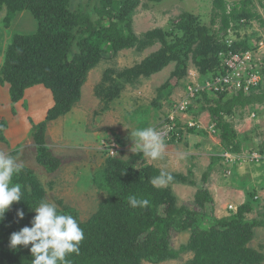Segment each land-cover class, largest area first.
<instances>
[{"label": "trees", "instance_id": "trees-1", "mask_svg": "<svg viewBox=\"0 0 264 264\" xmlns=\"http://www.w3.org/2000/svg\"><path fill=\"white\" fill-rule=\"evenodd\" d=\"M139 1L97 0L94 11L97 19L92 20L88 13L74 9L71 0H0L4 28L9 27L17 13L24 11L29 12L37 22L35 33L14 34L11 37L0 66V84L8 86L9 98L14 103L21 101L25 92L33 87L42 86L50 91L52 105L47 109L44 122L35 126L33 134L36 161L47 172H55L60 161L45 147L46 124L69 113L79 102L88 72L107 55L113 56L133 46L142 51L158 41L161 44L159 51L133 68L118 72L116 77L132 83L175 62L172 76L182 79L187 72L186 60L189 59L201 78L206 79L224 73L219 54H227L228 51L243 53L256 47L259 38L253 32L251 36L246 34L242 40H237L241 28L253 22L264 28V0L258 2L263 9L262 14L252 0L232 4L226 0H212L211 27L201 24L193 14L183 13L170 32L156 29L139 39L130 32L131 16ZM215 26L216 29L212 30ZM229 34L236 38L230 47L224 42ZM253 38L255 41L251 42ZM106 73L107 79L112 81L115 73ZM261 73L264 77V68ZM101 86L96 93L104 101L115 98L121 89L120 86H113L115 93H112L110 88ZM105 88L109 91L106 92ZM208 98L202 92L195 102L213 103L206 110L220 136L223 151L239 153L242 139L227 118H231L236 110L264 105V91L244 93L240 90L231 97L218 93L215 100ZM187 112L189 115L197 114L193 104L188 106ZM178 125L169 143L182 141L184 131L190 134L197 132L196 128L184 126L183 130V126ZM5 130L6 124L0 120V142L5 140ZM198 132L204 133L202 130ZM258 153L264 155V142ZM141 156L140 153L126 159H106L99 185L105 189L107 197L89 219L80 220L78 213L71 208L60 211L75 216L84 231L79 254H71L67 258L69 264H157L177 259L183 253L192 254V259L185 264L263 263L264 255L248 246L254 237V229L264 226L263 219H246L252 211L251 202L256 198L254 192L246 193V201L237 207L231 217L207 223L204 222V213L177 207L169 187L195 183L182 174H171L173 180L168 187H156L151 181L161 171L151 165L135 167V161ZM206 178L207 175H204L203 180L206 181ZM12 183H19L23 194L22 200L13 203L0 221V264H31V245L12 249L9 237L24 226H31L30 221L35 215L32 210L43 200L44 191L26 167L14 175ZM132 195L147 199L149 204L131 207L128 198ZM212 202L207 189L196 193L198 207L205 208V204ZM18 209L24 211L23 219L17 218ZM170 230L190 233L187 243L178 250L169 246Z\"/></svg>", "mask_w": 264, "mask_h": 264}, {"label": "rangeland", "instance_id": "rangeland-1", "mask_svg": "<svg viewBox=\"0 0 264 264\" xmlns=\"http://www.w3.org/2000/svg\"><path fill=\"white\" fill-rule=\"evenodd\" d=\"M236 1L240 0H226L228 4ZM252 1L262 14L263 9L258 5L261 0ZM71 3L74 9L88 13L92 20L97 19L94 13L97 0H71ZM183 13H191L198 17L201 24L211 27L212 0H140L131 16L130 32L139 39L156 29L163 33L170 32ZM3 17L4 11L0 12V66L11 37L14 34H33L37 29L34 28L37 22L27 11L17 13L8 28L2 25ZM215 29L216 26L212 28ZM252 32L259 38L255 45L261 46L258 55L261 58L260 65L264 66V28L253 22L240 29L237 40H242L246 34L251 36ZM233 36L229 34L228 40ZM160 48L161 44L156 41L142 51L136 50V46L120 50L113 56L110 54L101 59L88 72L79 102L69 113L46 124L45 147L60 161L59 168L53 173L47 172L37 163V148L33 140L35 126L44 122L47 109L52 105L50 91L42 86L33 87L28 89L29 92L24 94L21 101L14 103L9 98L8 86L0 84V120L6 124L5 140L0 142V152L12 155L22 167L32 172L44 191V201L55 203L59 211L64 208L75 210L82 221L89 219L107 197L105 189L99 185V177L109 154L99 150L101 141L106 146L108 140H115L120 148L118 158L126 159L140 154L131 151L130 132L148 126L155 129L162 126L168 114L170 116L172 113V107L183 102L186 83L194 82L200 86L198 71L189 59L186 60L187 72L182 79L172 76L175 62H170L149 77L141 76L132 83L116 77L118 72L133 68ZM257 48L255 51H258ZM107 71L115 73L112 81L107 79ZM101 85L110 88L112 93H115L113 86H120L121 89L115 98L104 101L96 93L102 88ZM204 93L210 100L217 98L212 88L206 89ZM212 104L194 101L197 114L189 116L200 123L201 129L191 134L184 131L182 141L169 143L164 140L162 158L152 160L141 153L142 156L134 165L137 168L151 165L160 171L182 174L192 180L194 185L167 184L156 187H171L176 206L204 213V222L234 215L237 207L246 201L248 191L254 192L256 198L251 202L252 211L246 215V219L264 220V157L258 161L256 159L264 142V105L236 110L233 118H227L242 139L241 151L234 154L236 160L229 162L222 156L225 152L217 131H210L212 121L206 109ZM183 117L181 115L180 119L184 120ZM200 130L204 133L198 132ZM204 175H207L206 181L203 180ZM204 189L208 190L213 202L200 208L195 203V196ZM230 206L232 211L229 210ZM189 236V232L170 230V248L178 250L187 243ZM248 246L264 255V226L254 229V237ZM191 259V253H183L177 259L157 264H185Z\"/></svg>", "mask_w": 264, "mask_h": 264}, {"label": "clouds", "instance_id": "clouds-1", "mask_svg": "<svg viewBox=\"0 0 264 264\" xmlns=\"http://www.w3.org/2000/svg\"><path fill=\"white\" fill-rule=\"evenodd\" d=\"M227 37L228 36L224 38L225 43L229 41ZM235 39L236 38L233 36L231 40L234 41ZM257 47L258 46L249 51H255ZM243 53L235 52L234 54ZM257 64L259 66L261 81L257 86L252 87L248 92L252 90L256 93L261 90L264 91V77L261 73V70L264 67L260 65L261 59ZM220 67L222 68L221 64ZM197 73L199 74V72ZM218 74L219 73L210 77H217ZM224 88L225 90L223 91L215 92L216 95L218 93H224L227 97H231L238 91L242 90L240 89L228 92L226 86H224ZM248 108H250V106ZM231 118H233V116ZM211 125L214 124L211 123L210 126ZM130 138L132 140V152L142 153L145 157L152 160L162 158L165 150V142L160 133L154 127L148 126L135 129L130 132ZM111 144L115 145L113 149L116 150V153L114 156H110V154H108V158H118L117 156L119 155L120 148L118 143H116L113 139L108 140L106 146L104 145V142L101 141L99 150L109 153L110 148L108 146ZM224 152L229 153L226 151ZM21 169L22 165L17 162L15 157L4 152H0V221L3 220L4 214L13 203H17L22 200V186L19 183H12L14 175L19 174ZM172 180L173 177L170 173L161 171L158 176L152 179L151 183L155 186H165L172 182ZM128 202L133 208L137 206L145 207L149 204L147 199L137 198L135 195L129 196ZM232 209L233 208H229L231 211ZM32 211L35 212V215L30 221L31 226H24L19 231L11 233L9 237V247L16 249L17 246L28 247L31 245L29 248L31 256L33 257L31 264H69V260L67 258L71 254H79L80 243L84 239V231L80 227L76 217L71 214L60 212L55 203L44 200H41L38 203V206ZM24 215L25 213L23 210H17L16 216L18 219H23Z\"/></svg>", "mask_w": 264, "mask_h": 264}, {"label": "built area", "instance_id": "built-area-1", "mask_svg": "<svg viewBox=\"0 0 264 264\" xmlns=\"http://www.w3.org/2000/svg\"><path fill=\"white\" fill-rule=\"evenodd\" d=\"M228 47H230L232 40H229ZM262 45V44H261ZM260 46V45H259ZM258 46V51H247L243 54H234L228 51L227 54H219L220 64L224 69V74H218L216 77H210L206 79H201L200 75L198 81L201 79L200 86L194 82L186 83L185 85V98L182 103H177L172 107L171 114L165 118L162 126L158 127L156 130L160 133L163 140H169L173 134L178 130L179 125L185 129L184 126L189 128L201 129L200 123L196 122L195 119L189 116L187 110L188 106L192 105L193 102L200 96L202 92L206 89H213L214 92L225 90L226 86L228 92H233L234 90L242 89L244 92H248L252 87L258 85L261 81V75L259 73L258 62L260 61V56L258 55L261 46ZM256 54V55H255ZM184 115V120L180 119V116ZM189 116V117H188ZM210 131L215 132L214 125L210 126ZM110 148V156H114L116 150L113 148L115 145L111 144L108 146ZM226 161L234 162L236 160V155H231L230 153H223ZM263 155L258 153L257 161L262 159ZM229 208H232L231 206Z\"/></svg>", "mask_w": 264, "mask_h": 264}, {"label": "crops", "instance_id": "crops-1", "mask_svg": "<svg viewBox=\"0 0 264 264\" xmlns=\"http://www.w3.org/2000/svg\"><path fill=\"white\" fill-rule=\"evenodd\" d=\"M34 28H37V27H34ZM36 31V30H35ZM35 33V32H34ZM26 35H28V34H26ZM34 88H36V87H34ZM33 89V88H32ZM29 92V90H27L25 93H28Z\"/></svg>", "mask_w": 264, "mask_h": 264}]
</instances>
